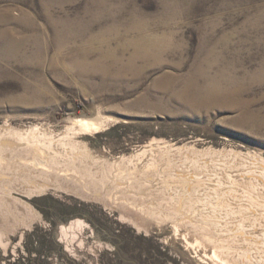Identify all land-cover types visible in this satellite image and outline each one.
<instances>
[{
  "label": "rangeland",
  "instance_id": "1",
  "mask_svg": "<svg viewBox=\"0 0 264 264\" xmlns=\"http://www.w3.org/2000/svg\"><path fill=\"white\" fill-rule=\"evenodd\" d=\"M0 144V264H264V0H0Z\"/></svg>",
  "mask_w": 264,
  "mask_h": 264
},
{
  "label": "bare ground",
  "instance_id": "2",
  "mask_svg": "<svg viewBox=\"0 0 264 264\" xmlns=\"http://www.w3.org/2000/svg\"><path fill=\"white\" fill-rule=\"evenodd\" d=\"M150 47V46H149ZM79 126H80V128H83V129H86V130H89L90 128H92V127H97L98 126V122H91V121H89V120H82L81 121V124H79ZM1 145V144H0ZM37 147V146H36ZM41 150V149H40ZM43 153V152H42ZM6 155V154H5ZM19 159V158H18ZM188 165V164H187ZM215 166V165H214ZM227 166V165H226ZM225 168V167H224ZM195 169V168H194ZM198 170V169H197ZM210 171H211V169H210ZM172 172V171H171ZM205 172V171H204ZM200 173V172H199ZM208 173H209V171H208ZM215 173V172H214ZM227 174V173H226ZM227 176V175H226ZM228 177H229V174H228ZM234 177V176H233ZM232 178V177H231ZM224 180V179H223ZM226 180V179H225ZM229 180V179H228ZM244 180V179H243ZM251 180V179H250ZM218 181V180H217ZM231 181V180H230ZM239 181H240V179H239ZM258 181V180H257ZM263 182V181H262ZM261 182V183H262ZM218 183V182H217ZM220 183V182H219ZM264 183V182H263ZM216 186V185H215ZM249 186V185H248ZM252 186V185H251ZM217 187V186H216ZM251 189V188H250ZM257 189V188H256ZM218 190V189H217ZM252 190V189H251ZM250 190V191H251ZM258 191H261V192H264V189H258ZM252 193V192H251ZM212 204V203H211ZM242 204V203H241ZM250 206V205H249ZM254 206V205H253ZM235 207V206H234ZM251 207V206H250ZM253 208V207H252ZM228 211V210H227ZM213 214V213H212ZM238 214V213H237ZM219 215V214H218ZM229 215H230V213H229ZM257 215V214H256ZM238 217V216H237ZM213 218V217H212ZM233 218V217H232ZM218 219V218H217ZM244 219V218H243ZM216 220V218H214V221ZM219 220V219H218ZM224 220H226V219H224ZM224 220H223V222H224ZM228 220V219H227ZM231 220V219H230ZM213 221V220H212ZM222 222V223H223ZM232 222V221H231ZM206 223V222H205ZM216 223V222H215ZM217 224V223H216ZM228 224V223H227ZM218 226V225H217ZM257 249H259V248H257ZM256 249V250H257ZM255 250V249H254ZM262 251V250H261ZM254 253H256V252H254ZM257 255V254H256ZM263 259V258H262Z\"/></svg>",
  "mask_w": 264,
  "mask_h": 264
}]
</instances>
